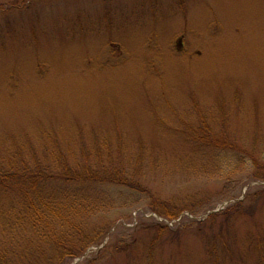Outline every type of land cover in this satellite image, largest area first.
I'll list each match as a JSON object with an SVG mask.
<instances>
[{
    "label": "rangeland",
    "instance_id": "rangeland-1",
    "mask_svg": "<svg viewBox=\"0 0 264 264\" xmlns=\"http://www.w3.org/2000/svg\"><path fill=\"white\" fill-rule=\"evenodd\" d=\"M202 124L246 164L217 172L236 153ZM47 137L133 181L99 186L111 228L65 264H264V0H0V145Z\"/></svg>",
    "mask_w": 264,
    "mask_h": 264
},
{
    "label": "trees",
    "instance_id": "trees-1",
    "mask_svg": "<svg viewBox=\"0 0 264 264\" xmlns=\"http://www.w3.org/2000/svg\"><path fill=\"white\" fill-rule=\"evenodd\" d=\"M183 128L184 138L198 149L236 153L214 159L212 167L217 172L223 167L246 164L241 147L227 129L217 134L206 124L194 130L187 125ZM42 144L41 150L31 141L20 139L0 145V264H65L92 245L102 244L111 224L94 223L92 218L113 199L99 195V186H130L133 182L127 180L128 168L123 161L107 162L99 154L93 162L70 159L51 137ZM253 178L263 176L255 174ZM152 208L169 218L190 210L185 204L164 211ZM103 247V253L117 250L113 239ZM145 264H153L151 246Z\"/></svg>",
    "mask_w": 264,
    "mask_h": 264
},
{
    "label": "water",
    "instance_id": "water-1",
    "mask_svg": "<svg viewBox=\"0 0 264 264\" xmlns=\"http://www.w3.org/2000/svg\"><path fill=\"white\" fill-rule=\"evenodd\" d=\"M86 254H87V251L83 255H86Z\"/></svg>",
    "mask_w": 264,
    "mask_h": 264
}]
</instances>
